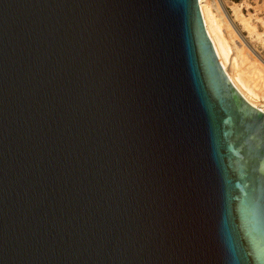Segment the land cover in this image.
Wrapping results in <instances>:
<instances>
[{
	"label": "water",
	"instance_id": "obj_1",
	"mask_svg": "<svg viewBox=\"0 0 264 264\" xmlns=\"http://www.w3.org/2000/svg\"><path fill=\"white\" fill-rule=\"evenodd\" d=\"M0 264H264V111L198 0H0Z\"/></svg>",
	"mask_w": 264,
	"mask_h": 264
},
{
	"label": "rangeland",
	"instance_id": "obj_2",
	"mask_svg": "<svg viewBox=\"0 0 264 264\" xmlns=\"http://www.w3.org/2000/svg\"><path fill=\"white\" fill-rule=\"evenodd\" d=\"M202 3L220 26L217 33L230 45L228 72L234 76L243 73L252 79L259 96L249 98L264 111V81H260L264 79V0H202Z\"/></svg>",
	"mask_w": 264,
	"mask_h": 264
},
{
	"label": "bare ground",
	"instance_id": "obj_3",
	"mask_svg": "<svg viewBox=\"0 0 264 264\" xmlns=\"http://www.w3.org/2000/svg\"><path fill=\"white\" fill-rule=\"evenodd\" d=\"M198 4L200 7L201 15L203 18V22H204V26H205V29L207 31V34L212 41V44H213V47H214L215 52L217 54L218 60L221 63L223 69L225 70L228 78L230 79V81L232 82L234 87L239 91V93L245 98V100L247 99V101H249V103L251 105H254L256 107V103L254 101L252 102L249 97L254 96V94L255 95L257 94L259 96V92L257 90L258 88L256 89L252 79L247 77L245 74L239 73V74L234 76L228 72L227 66H226V61L230 55V51H231L230 45L227 43L226 39L221 38V36L217 33L220 26L211 17L209 11L206 10V8L204 7V5L202 3V0H198ZM258 69H259V67H258ZM263 71H264V68H263ZM259 73L262 74V71ZM263 74H264V72H263ZM262 78L260 79L261 82H262V80L264 81V79H262ZM261 86H262V83H261ZM252 98H254V97H252ZM255 98H257V96H255ZM258 109H261L263 111V109L260 107H258Z\"/></svg>",
	"mask_w": 264,
	"mask_h": 264
}]
</instances>
